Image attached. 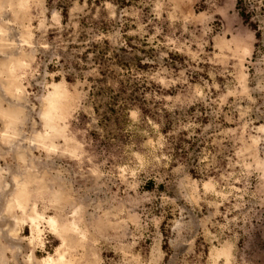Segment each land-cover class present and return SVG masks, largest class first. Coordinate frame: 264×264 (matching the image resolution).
<instances>
[{
	"label": "rangeland",
	"instance_id": "374dc122",
	"mask_svg": "<svg viewBox=\"0 0 264 264\" xmlns=\"http://www.w3.org/2000/svg\"><path fill=\"white\" fill-rule=\"evenodd\" d=\"M0 264H264V0H0Z\"/></svg>",
	"mask_w": 264,
	"mask_h": 264
},
{
	"label": "bare ground",
	"instance_id": "6f19581e",
	"mask_svg": "<svg viewBox=\"0 0 264 264\" xmlns=\"http://www.w3.org/2000/svg\"><path fill=\"white\" fill-rule=\"evenodd\" d=\"M221 46V45H220ZM238 50V49H237ZM13 63V62H12ZM59 88L60 86L58 85H54L53 87V91L50 92L46 98H45V101L47 103V108H46V111H44L42 113V117L44 119V121L46 122L45 125L48 126L51 130H52V133H55L57 134L58 133V130H57V127L55 125V122H54V119H55V115L54 114V110L58 107V105H60V103L62 102V100H64V95L61 94V92L59 91ZM11 120V119H10ZM13 121V120H12ZM11 122V121H10ZM38 137V136H37ZM39 138V137H38ZM41 138V137H40ZM67 140V139H66ZM67 142V141H66ZM69 143V142H68ZM6 189V188H5ZM23 189V187H22ZM24 192V191H23ZM24 194V193H23ZM22 194V195H23ZM19 195H21V192L18 191V194L17 196L19 197ZM16 196V195H15ZM25 197V196H24ZM56 199V197H55ZM57 200V199H56ZM21 201V200H20ZM41 219V216L37 215L35 212H33L32 215L29 216V220L31 221L32 224H37L38 220L36 219ZM43 219V218H42ZM36 220V221H35ZM12 221V220H11ZM51 227H52V230L53 229H57V222L54 218L52 217H49L48 220L46 221ZM16 224V222H15ZM35 228L37 229V226H35ZM76 230L75 228V225L73 223L71 224H67L65 226H61V233L63 232H66V231H69V230ZM54 231V230H53ZM77 231V230H76ZM59 232V230H58ZM228 246L226 245V247H222L221 249L219 250H215L214 251V254L215 255H219V254H224L226 256V254L229 255V249L227 248ZM65 258V257H64ZM62 258L59 257L57 259L58 262H61ZM52 263L51 260L47 259L45 263Z\"/></svg>",
	"mask_w": 264,
	"mask_h": 264
}]
</instances>
